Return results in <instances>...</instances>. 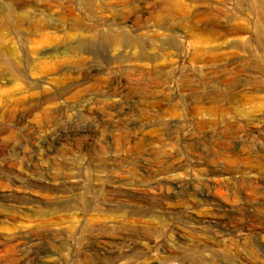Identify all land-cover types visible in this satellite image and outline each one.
<instances>
[{
    "label": "rangeland",
    "instance_id": "1",
    "mask_svg": "<svg viewBox=\"0 0 264 264\" xmlns=\"http://www.w3.org/2000/svg\"><path fill=\"white\" fill-rule=\"evenodd\" d=\"M263 86L261 0H0V264H264Z\"/></svg>",
    "mask_w": 264,
    "mask_h": 264
},
{
    "label": "bare ground",
    "instance_id": "2",
    "mask_svg": "<svg viewBox=\"0 0 264 264\" xmlns=\"http://www.w3.org/2000/svg\"><path fill=\"white\" fill-rule=\"evenodd\" d=\"M261 1L263 2L264 0H261ZM239 32H240V31H239ZM225 46H226V45H225ZM209 54H210V53H209ZM209 54H208V55H209ZM212 54H213V53H212ZM215 54H216V53H215ZM261 66H262V65H261ZM255 68H256V67H255ZM255 68H254V69H255ZM197 78H198V77H197ZM261 84H262V82H260V85H261ZM207 85H208V84H207ZM254 85H255V84H254ZM259 88H260V87H259ZM232 89H233V88H232ZM262 89L264 90V86H263ZM254 90H255V89H254ZM234 91H235V90H234ZM258 92H259V91H258ZM252 95H253V94H252ZM258 97H259V96H258ZM223 102H224V101H223ZM252 106H253V105H252ZM245 219H246V218H245Z\"/></svg>",
    "mask_w": 264,
    "mask_h": 264
}]
</instances>
